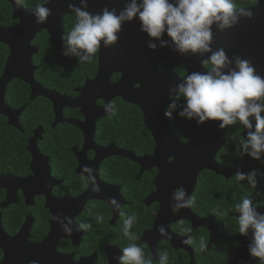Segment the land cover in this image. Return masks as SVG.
<instances>
[{
  "label": "flooded vegetation",
  "instance_id": "obj_1",
  "mask_svg": "<svg viewBox=\"0 0 264 264\" xmlns=\"http://www.w3.org/2000/svg\"><path fill=\"white\" fill-rule=\"evenodd\" d=\"M40 2L41 0H24L27 7H17L32 12L31 9ZM126 2L127 0H88L87 10L90 12L93 8V14L99 13L104 7L116 8L119 11ZM236 3L239 7L251 8L253 18L249 20L241 17L236 25L224 30H218L217 26L213 25L211 49L212 51L224 49L232 61L228 68L235 66L236 57L251 58L257 74L264 76L262 8L257 12L259 16L255 15L259 0L256 4H253L252 0H236ZM13 13L12 4L7 0H0V29H14L21 24L20 19L13 18ZM74 22L75 13L61 18L63 35L70 31ZM139 28V22L135 19L130 23L125 22L115 44L106 47L101 41L94 63H84L80 66L78 56L68 54L75 66L68 78V85L71 87L69 92H62L54 84L43 86L39 79L44 81L46 78L43 75L36 76L38 67L33 60L40 53L37 37L45 34L48 44V31H40L30 43L31 47L38 49V54L31 58L35 82L41 85L44 92L74 101L72 105L79 107L54 108L52 102L42 97L31 99L30 86L18 79H12L6 86L2 103L10 113L17 114L18 127L11 126L6 115H0L1 133L13 131L15 134L29 136L24 140V148L17 143L13 148L0 146V264H29V261L33 260V254L28 247L42 245L49 236H52L49 244L53 246L55 242L52 252L55 257H52L53 254L51 255L48 250H44L39 255L41 257L38 260L39 264H49L50 260L53 261L57 257L67 258L65 264H118L117 260L111 259L112 256L119 255V251L130 241L123 237L121 231L125 217L114 212L108 202L109 197L113 196L120 202V210L125 216L136 214L137 220L130 231L137 234L139 237L137 243L144 246L146 255L151 256L152 264H158L160 256L165 251L168 252L167 264H258V261L251 258L244 248L246 241L243 239L244 236L238 233L236 217L239 213L234 209L241 201V196V199L236 200L237 196L228 195L223 205L196 200L191 208H182L174 212L171 209L173 203L170 200L171 196L162 197L160 201L152 197L153 200L147 201L151 195L158 193L155 185L158 177L156 168H148L140 173L141 168L134 161L117 156L111 149H107L112 145L116 151L131 153L135 158H142L151 156L155 145L150 155L136 156L133 151L122 149L113 142L103 144L114 130L120 132L124 118L122 113L127 108L134 107L141 112L137 105L142 104L141 99L150 93L149 86L155 84V75L150 72L151 66L152 70L154 69L155 60L157 73H162L166 66H170L174 76H170V79L175 82H181L187 72H199V67L203 72L207 71L202 61L211 55L210 52L188 53L182 56L169 50L173 47L170 41L169 47L163 48L159 46V41H152L157 44V48L155 51L149 50L147 48L149 37ZM255 32L260 35L254 38L252 35ZM163 39L169 38L165 34ZM246 40L253 43L245 44ZM61 45L64 49L63 54H57L54 47L48 46L53 48L56 55H64L66 47L62 39ZM11 53L7 44L0 43V78L4 74ZM228 68L224 71H228ZM97 79L99 83L95 87L94 82ZM19 84L27 86V102H22L20 99V90L17 88ZM85 88L91 92L85 94L84 98H86L83 100L80 98V91ZM78 98L80 99L76 103L75 100ZM108 104L114 105L113 112L105 111V106ZM141 115L143 119L142 112ZM171 121L172 119H169L168 127L177 138L170 127ZM90 124L94 129V145L85 144V136L89 137L91 132ZM194 125L196 123L189 125L191 135L185 142L192 137L191 127ZM24 129L29 132L25 133ZM243 132L244 128L239 122L230 125L226 131V143L223 148L232 140L236 141L231 143L236 148L243 137ZM177 140L180 141L178 138ZM29 142H35L31 148L36 149L35 155L42 161L33 162L32 151H28ZM94 147L105 150L100 154L98 163L95 162L97 154ZM10 151H14V156L10 155ZM221 151L215 157L217 165L228 170L244 169L246 172L256 169L257 176H260L258 166L253 169L241 166L242 158H238L240 161L235 167H229L228 163H218ZM11 159L14 161L11 162ZM253 161L258 164L262 162L261 179L264 183V154L261 160ZM86 164L93 169L92 176L96 177V183L100 188L98 194L91 191L90 182L86 184L85 179L81 178L88 176V173L81 171ZM205 172L209 173L204 170L197 176L194 192L198 185L205 186L202 178L199 181L200 176L202 177ZM134 174V183L139 182L142 177H150L152 191L142 194L144 196L139 195L135 184L128 182L129 177H133ZM194 192L190 197H193ZM82 195H86V200L80 210L82 204L80 206L74 201ZM253 202L257 208L264 207L261 199H253ZM214 207L221 209L226 215L215 216L212 213ZM161 210L168 216L164 215L162 221L159 218ZM54 214H60L62 221L64 216L72 218L71 236L62 233L59 224L52 221L51 217ZM96 214L104 216L103 223H96ZM82 221L91 223L92 228L87 232H77L76 227ZM204 221L207 224H204ZM160 225L166 228L171 239L156 232V228ZM206 225L209 229L203 227ZM185 228H190L191 232H185ZM201 238L206 241V248L203 251L199 247ZM186 239H191L192 243L183 244L182 241ZM51 264H58L57 260Z\"/></svg>",
  "mask_w": 264,
  "mask_h": 264
},
{
  "label": "clouds",
  "instance_id": "obj_2",
  "mask_svg": "<svg viewBox=\"0 0 264 264\" xmlns=\"http://www.w3.org/2000/svg\"><path fill=\"white\" fill-rule=\"evenodd\" d=\"M14 2L17 6L27 7L24 0ZM49 2L50 0H41L31 9L37 24L44 23L51 15L50 9L45 7ZM252 3H258V0H252ZM68 8L75 13V22L61 39L66 47L65 55L78 56L81 64L94 63L101 41L106 47L115 44L122 25L134 19L139 22V30L149 37V50L155 51L157 48V44L152 41H159L161 48L169 47L170 41L173 47L169 50L182 56L210 52L211 55L202 61L206 72H187L181 82L169 88L170 103L164 110V116L172 119V112L177 108L176 102L183 98V107L177 116L195 121L197 126L208 121H218L217 127L224 129L239 122L248 131L239 141L238 155L261 160L264 154V77L257 74L250 60L240 57L235 58L233 68H228L232 61L224 49H211L212 26L216 25L218 30H224L236 25L241 17L250 20L253 18L251 8L239 7L236 0H127L119 11L104 7L95 14L87 10L88 0H79L78 5L69 3ZM165 34L168 40L163 39ZM226 68L228 71H224ZM113 110L114 105L105 106L106 112ZM81 171L88 173L87 178H81L85 179L86 184L91 183V191L100 193L96 177L92 176L93 169L86 164ZM257 172L256 169L249 172L237 171L234 179L238 184L247 180L249 188L257 190ZM256 194L261 195L258 191ZM170 200L173 202L174 212L191 208L196 203L195 197H189L183 185L173 190ZM108 202L114 212L125 217L121 231L123 237L130 241L119 251V255H113L111 259L117 260L118 264H152L151 256L146 255L144 246L137 243L139 237L130 231L137 220L136 214L125 216L120 210V202L114 196L109 197ZM234 211L239 213L236 217L238 233L247 236L251 230V241L247 245L249 256L256 259L258 264H264V213L257 210L253 199L248 196L235 205ZM212 213L215 216L226 215L218 208L213 209ZM51 219L59 224L62 233L72 235L71 217L64 216L62 221L60 214H54ZM95 220L97 224L103 223L104 216L96 214ZM91 228V223L82 221L77 225L76 231L87 232ZM184 231L191 232V229L185 228ZM156 232L171 239L163 225L157 227ZM182 243L191 244L192 240L186 239ZM199 247L202 251L206 248L203 238L200 239ZM167 258L168 252L165 251L158 264H167ZM29 264H39V261L32 260Z\"/></svg>",
  "mask_w": 264,
  "mask_h": 264
},
{
  "label": "water",
  "instance_id": "obj_3",
  "mask_svg": "<svg viewBox=\"0 0 264 264\" xmlns=\"http://www.w3.org/2000/svg\"><path fill=\"white\" fill-rule=\"evenodd\" d=\"M7 1L10 2L13 6V18L20 19L21 24L14 29H0V43L7 44L12 51L11 56L8 59L4 74L0 78V115H6L10 121L9 124L13 127H18L17 114L10 113L2 103V97L5 88L12 79H18L30 86L31 99H34L35 97H42L52 102L54 104V108H78L79 106H76L75 104L72 105L74 101L59 97L56 94L44 92L41 85L35 82L33 77L34 70L31 58L34 55L38 54V49L30 46L33 38L40 31L47 30L49 35L48 45L54 47L57 54H63L64 49L61 45V37L63 35L61 18L74 13L68 8V4L73 3L78 5V0H50V2L45 5V7L50 9L51 15L47 17L44 23L40 24H37L35 22V18L32 12H26L19 9L14 0ZM260 8H262V44H264V0H259V5L257 6V11L255 14L257 17L259 16V13L257 14V12ZM92 12L93 8H91L90 13ZM259 35V33L255 32L252 36L255 38ZM249 40L244 41V43H253L249 42ZM254 42L256 43V41ZM245 58L252 61L251 58H248L246 56ZM155 66L156 60L154 69L152 70L151 66L150 70V72L155 75V84L149 86L148 90L150 93L146 97L141 99L140 102L142 104L137 105L140 107L143 114L144 125L147 128L148 132L151 134L154 141L155 147L152 155L144 156L142 158H135L131 155V153L114 150L112 145L107 148L111 149L115 155L130 159L138 164L141 168L140 173L147 170L148 168H156L158 170V177L155 181L158 193H156L154 196L151 195L147 199V201L153 200L152 197H155L156 199H158L157 201H160L162 197L165 198L167 196H171L173 190L179 188L180 185H183L187 189L188 196L190 197V195H192V193L194 192L197 176L204 170L212 172L215 175L225 179L231 178L237 171L246 172L244 169L228 170L217 165L215 162L216 154L221 151L226 143V131L229 126L225 127L224 129H219L217 127V124L219 123L218 121H208L199 126H197L196 124L191 127L193 135L187 142L181 143L177 140L175 135L168 127L167 123L169 119L165 118L164 110L169 102V88L174 87L179 82H175L174 80L170 79V76H173L172 71L170 70V66H166L167 68L165 67L162 73H157V71L155 70ZM199 72H203L201 67H199ZM94 83L93 84L96 87L99 83V79H97ZM90 92L91 91L86 88L81 90L80 98L83 99L85 94L87 95ZM80 98L76 99L75 102L77 103ZM129 102L133 103V101ZM90 125L91 132L89 137L85 136V144L94 145V129L93 125ZM247 131V129H244V132L242 134L243 137L246 136ZM29 143L30 145L28 151H32V156L34 157L33 162L42 161L41 159H37L38 157L35 155L36 152H34V150L36 149L33 150V148H31L33 147L35 142ZM93 149L97 154L95 162L98 163L99 159L101 158L99 157L100 154L104 153L105 150L97 149L95 147ZM85 200L86 195H82L74 202L79 204L80 206L82 204V206L80 207L81 210V208L85 204ZM257 210L264 213V207L257 208ZM167 211L169 212V208L167 209ZM164 215L166 214L161 210V213L159 215L161 221ZM203 223L207 224V222L205 223V221ZM203 227L207 228L208 226L206 225ZM207 229H209V227ZM51 237L52 236H49L42 245H31L30 247H28V250L33 254V260H39L41 258L39 255L44 250H48L51 255L53 254L52 252L54 250L55 242L53 246L49 244L52 240ZM243 239L246 240L244 243V248L247 249V243H250L251 241V230H249L248 235L244 236ZM52 257H55L54 254ZM54 260H57L58 264H65L67 258L57 257ZM53 261L50 260L49 264H51Z\"/></svg>",
  "mask_w": 264,
  "mask_h": 264
},
{
  "label": "trees",
  "instance_id": "obj_4",
  "mask_svg": "<svg viewBox=\"0 0 264 264\" xmlns=\"http://www.w3.org/2000/svg\"><path fill=\"white\" fill-rule=\"evenodd\" d=\"M64 20V25H65ZM46 35L42 34L37 37V41H39L40 53L34 58L35 66L38 67V71L36 76L43 75L46 79L40 82L43 86L48 87L49 85H56L62 92H69L71 90L70 85H68V78L72 71V68H75L74 63L68 55H56L52 47L48 46L46 43ZM77 61V60H76ZM79 61V60H78ZM80 66L82 65L79 62ZM17 87L20 90V99L22 102H27L28 90L27 86L21 85ZM55 89V87H52ZM56 90V89H55ZM177 108L172 112V121L170 123L171 129L176 133L177 138L181 142H185L190 133V124H194L195 121L187 120L184 118H180L177 116V113L183 107V99L178 100ZM124 117L122 120V126L120 132L117 133L115 130L111 133L109 138H106L103 144H107L109 142H113L116 146L121 147L122 149L131 150L135 153L136 156L142 155H150L153 151V140L146 127L143 124V119L141 112L139 109L134 107H129L122 113ZM25 124V123H23ZM29 132L28 130H25ZM2 129L0 130V146L1 147H14L15 143L21 145V147H25L24 140L26 139L27 134L19 135L15 134L13 131H9L8 133L2 134ZM5 132H7L5 130ZM233 143H235L232 140ZM230 141L228 144L222 149L218 156V163L229 164V167H235L236 163H239L238 158H242L243 161L240 162L241 166H244L246 169H253L257 166L259 167V174L257 176L258 187L257 190H251L248 186L247 180L240 182L239 184L235 181L234 177L229 178V180H224L221 177L213 175L212 173H203L202 177L200 176L199 181L202 178V182L205 184L199 185L196 187L193 197L195 200H199L202 203H218L223 205V201H226V196L233 195L237 196L236 200L243 198L245 196H250L253 199L262 200L264 203V183H262V162L255 163L250 157L243 156L240 157L238 152L240 151V145L235 146L231 145ZM8 143V145H6ZM23 144V145H22ZM56 144V143H55ZM10 155L14 156V151H10ZM20 155V154H19ZM11 162L14 160L11 159ZM125 163V161H123ZM154 175V173L152 174ZM151 175V176H152ZM135 178V174L133 177H129L128 182L135 184L138 188V194L142 195L144 193L152 191V186L150 184L151 178L142 177L139 182H133ZM260 192L261 195H257L256 192ZM144 196V195H142ZM141 196V197H142ZM140 197V198H141ZM238 199V200H239ZM258 203V201H256ZM214 209H216L214 207ZM227 211V210H226Z\"/></svg>",
  "mask_w": 264,
  "mask_h": 264
}]
</instances>
